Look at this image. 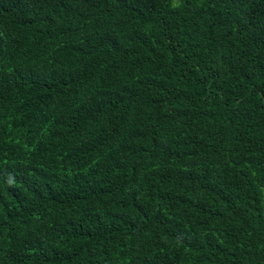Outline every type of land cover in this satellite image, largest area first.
I'll use <instances>...</instances> for the list:
<instances>
[{
    "label": "trees",
    "instance_id": "trees-1",
    "mask_svg": "<svg viewBox=\"0 0 264 264\" xmlns=\"http://www.w3.org/2000/svg\"><path fill=\"white\" fill-rule=\"evenodd\" d=\"M0 264H264V0H0Z\"/></svg>",
    "mask_w": 264,
    "mask_h": 264
}]
</instances>
